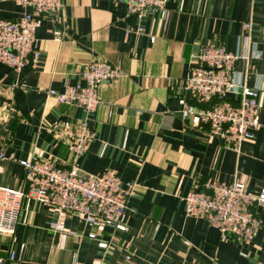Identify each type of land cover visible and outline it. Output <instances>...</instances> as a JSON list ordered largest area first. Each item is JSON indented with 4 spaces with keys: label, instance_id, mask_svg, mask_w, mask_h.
Segmentation results:
<instances>
[{
    "label": "crops",
    "instance_id": "obj_1",
    "mask_svg": "<svg viewBox=\"0 0 264 264\" xmlns=\"http://www.w3.org/2000/svg\"><path fill=\"white\" fill-rule=\"evenodd\" d=\"M167 9V22L159 12L139 20L113 0H63L62 11L44 18L36 32V64L16 73L0 62V131H10L0 186L28 191L20 161L37 153L87 175L113 171L131 191L126 232L90 227L27 197L15 233H0V259L16 254L6 264H264V206L257 208L262 229L252 244L241 245L187 216L184 201L209 181H239L252 193L264 188V0H171ZM25 11L0 0V19L15 21ZM246 23L253 25L250 43ZM211 44L261 54L235 67L261 89L260 128L239 153L208 126L182 118L180 88L195 56ZM98 61L116 66L122 77L102 86L92 115L47 97L49 89L84 85L82 72ZM84 122L95 137L76 156L57 130ZM54 222L66 230L56 232Z\"/></svg>",
    "mask_w": 264,
    "mask_h": 264
},
{
    "label": "built area",
    "instance_id": "obj_2",
    "mask_svg": "<svg viewBox=\"0 0 264 264\" xmlns=\"http://www.w3.org/2000/svg\"><path fill=\"white\" fill-rule=\"evenodd\" d=\"M14 1L28 11L15 21L0 19V62L19 73L38 62L40 50L37 48L36 32L44 18L54 17L62 11L63 0ZM113 1L125 5L128 12L137 15L139 20L149 12H159L165 22L170 16L167 3L171 0ZM252 28V23L244 25L248 43ZM55 36L61 38L63 34L56 31ZM260 58L261 54L256 48L249 54L231 53L215 44L202 48L180 88L182 118L191 119L197 127L208 126L211 135L222 139L228 149L239 153L242 144L253 140L260 128L258 100L261 89L250 87L247 84V71L240 72L235 67L239 60L249 63ZM120 77L122 72L116 66L107 62H93L82 72L84 85L68 86L62 92L49 89L47 97L59 104L79 107L88 117L101 104L102 86ZM57 134L76 156L84 155L95 137L86 122L78 127H62ZM9 135L8 129L3 133L0 131V161L5 159L3 148ZM20 164L26 170L28 191L0 186V233H15L27 197L54 208L59 216L79 217L93 228L110 227L121 232L128 230L126 221L131 191L123 187L115 172L87 175L77 165L62 168L54 160L37 153L27 160H21ZM184 201L187 216L205 220L220 232L222 239L233 238L241 245H250L262 229L257 208L264 206V188L252 193L239 181H209L203 186H194ZM52 227L56 232L66 230L58 222L52 223ZM89 237L96 236L90 234ZM8 261H16L15 252L1 258L0 264Z\"/></svg>",
    "mask_w": 264,
    "mask_h": 264
}]
</instances>
